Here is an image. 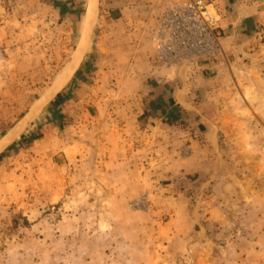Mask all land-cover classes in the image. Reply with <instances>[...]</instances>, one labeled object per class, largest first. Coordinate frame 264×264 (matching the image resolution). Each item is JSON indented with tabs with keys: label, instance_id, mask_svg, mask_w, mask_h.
I'll return each mask as SVG.
<instances>
[{
	"label": "rangeland",
	"instance_id": "374dc122",
	"mask_svg": "<svg viewBox=\"0 0 264 264\" xmlns=\"http://www.w3.org/2000/svg\"><path fill=\"white\" fill-rule=\"evenodd\" d=\"M93 1L0 0V264H264V5H247L240 24V5L231 21L229 5L213 4L224 50L216 81L242 111L220 139L222 178L193 192L185 168L165 173L143 152L115 167L119 156L107 162L105 142L92 139L106 131L90 121L95 99L121 105L125 95L117 75L99 72L112 64L96 54L97 18L80 51ZM175 140L155 141L163 166L169 150L184 163ZM140 195L145 207L134 206Z\"/></svg>",
	"mask_w": 264,
	"mask_h": 264
},
{
	"label": "crops",
	"instance_id": "0c3cea01",
	"mask_svg": "<svg viewBox=\"0 0 264 264\" xmlns=\"http://www.w3.org/2000/svg\"><path fill=\"white\" fill-rule=\"evenodd\" d=\"M208 1L221 7L229 5L230 9H225L230 12L231 21L232 14L238 8L235 5H240L245 14L239 19V22L242 20L240 24H243L251 9L247 5H264V0ZM97 10V26L101 33L96 54L102 59H109L112 64L104 66L106 68L99 72L117 75L113 76L116 81H112V84H116L125 95L121 105L118 104L120 99L113 98L114 102L103 97L99 101L95 99L92 105L94 114L100 113L99 117L97 114L91 115L90 121L94 124L97 121V129L106 131H97L96 136H91L92 139L105 142L109 157L107 162L114 163L111 158L119 156L115 167L124 168L132 164L129 155L143 152L147 154L145 158L148 163L155 168L160 167V170L164 169L165 173L175 175L185 168L187 178H191L193 192L199 180L202 191L210 188L222 178L229 166L220 140L227 134V122H231L232 117L234 119L235 114L242 111L241 108L239 113L236 112V107L240 109L241 106L230 108L224 93L226 88L216 81L220 69L219 58L178 70L161 68L157 63L151 42L152 31L149 29L161 12L158 0H106L105 5H97ZM86 22L87 17L84 25ZM104 100H108L107 103ZM243 112L248 114L245 110ZM183 123L187 126L183 127ZM199 123L203 127L201 134L197 128ZM167 134L176 139L175 145L186 146L184 163L173 165L175 152L179 155L176 150H169L170 161L165 166L163 160L157 157L161 153L155 141ZM182 136L185 142L180 140ZM81 143L75 142L74 145L82 147ZM173 152L174 156L171 155ZM135 170L137 182L142 185L141 181L149 176L140 171V165Z\"/></svg>",
	"mask_w": 264,
	"mask_h": 264
},
{
	"label": "built area",
	"instance_id": "2783aa9c",
	"mask_svg": "<svg viewBox=\"0 0 264 264\" xmlns=\"http://www.w3.org/2000/svg\"><path fill=\"white\" fill-rule=\"evenodd\" d=\"M161 12L153 27L152 42L158 65L178 70L220 57L223 45L219 16L208 0H160ZM134 206L145 207L138 196Z\"/></svg>",
	"mask_w": 264,
	"mask_h": 264
},
{
	"label": "water",
	"instance_id": "95a60500",
	"mask_svg": "<svg viewBox=\"0 0 264 264\" xmlns=\"http://www.w3.org/2000/svg\"><path fill=\"white\" fill-rule=\"evenodd\" d=\"M98 2H99V0H94L93 6H92V10H91L92 11V23H91V27L89 28L87 39L90 37V35L92 34L93 29H94V25H95V21H96V18H97V13H98V10H97ZM82 54H81V56H82ZM46 101H48V100H46ZM46 101L44 103H46ZM42 105L38 104L36 106V108L33 110V115L36 114V112L39 110L40 107H42Z\"/></svg>",
	"mask_w": 264,
	"mask_h": 264
},
{
	"label": "bare ground",
	"instance_id": "6f19581e",
	"mask_svg": "<svg viewBox=\"0 0 264 264\" xmlns=\"http://www.w3.org/2000/svg\"><path fill=\"white\" fill-rule=\"evenodd\" d=\"M94 2V1H93ZM91 9H92V6H91ZM92 14H91V10H89V15L87 16V19L90 21V19H91V16ZM84 38H83V41H82V43H80L81 44V47H80V51L82 50V48H83V46L85 45V41H87V36H88V28H87V26H85V29H84ZM83 37V36H82ZM79 44V45H80ZM79 51V50H78ZM79 51V52H80ZM75 61V60H74ZM72 68V65H71V67H69V69H68V71L70 70ZM65 80V78H63L62 79V81L58 84H56V88L58 87L59 88V86L60 85H62V83H63V81Z\"/></svg>",
	"mask_w": 264,
	"mask_h": 264
}]
</instances>
